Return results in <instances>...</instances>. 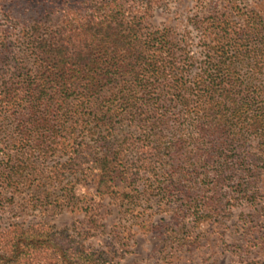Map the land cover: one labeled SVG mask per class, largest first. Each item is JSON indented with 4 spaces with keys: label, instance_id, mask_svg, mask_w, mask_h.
<instances>
[{
    "label": "trees",
    "instance_id": "1",
    "mask_svg": "<svg viewBox=\"0 0 264 264\" xmlns=\"http://www.w3.org/2000/svg\"><path fill=\"white\" fill-rule=\"evenodd\" d=\"M99 1L106 5L99 14L86 18L83 5L78 13L84 19L71 14L56 31L61 38L42 32L56 17L59 0H50L49 9L40 8L39 0H16L8 10L10 21L23 28H0V181L13 182L24 170L19 157L26 145L40 151L57 130H65L55 105L77 93L96 99L117 85L119 93H128L119 104L121 116L133 119L141 135L155 138L142 146V154L154 157L152 145L171 143L166 164L150 157L143 162L157 179L150 185L178 189L198 174L189 181L214 188L233 182L244 192L258 188L264 174V19L230 0H200L206 12L196 22L202 43L197 60L184 38L177 40L169 30L142 33L148 11L137 17L122 0ZM28 53L34 61L25 74L18 54ZM83 143L75 148H86ZM111 146H103L104 154L82 151L93 163L109 166ZM74 163L70 158L61 171L70 172ZM103 178L112 181L110 171ZM58 238L47 222L0 228V264H110L94 259L75 239L63 246Z\"/></svg>",
    "mask_w": 264,
    "mask_h": 264
},
{
    "label": "rangeland",
    "instance_id": "2",
    "mask_svg": "<svg viewBox=\"0 0 264 264\" xmlns=\"http://www.w3.org/2000/svg\"><path fill=\"white\" fill-rule=\"evenodd\" d=\"M39 1L40 8L49 9L50 0ZM135 1L122 3L137 17L148 11L141 21L142 33L169 30L177 40L184 38L183 43L201 59L196 22L206 11L200 0H156L150 6L145 0ZM230 1L264 19V0ZM16 4V0H0L1 29L17 28L19 32L23 28L9 19L8 10ZM81 5L87 8V18L101 13L104 2L59 0L56 17L42 32L61 38L56 31L65 28L64 21L71 20V14L78 15L76 20L84 19L78 13ZM18 58L23 59V73L29 74L34 58L29 53L18 54ZM110 88L96 99L77 93L65 104L55 105L65 130H57L56 139L46 140L40 151L30 152L26 145L25 155L19 157L24 170L13 182L0 181V228L47 222L58 231V244L70 246L75 239L94 259L110 264H264V174L254 192H244L233 182L214 188L189 181L198 174L184 179V188L150 185L156 177L143 168L150 156L142 154V146L155 138L141 135L143 129L133 119L121 116L119 104L127 90L119 93L117 85ZM80 141L86 148H75ZM3 142L0 139V159ZM107 144H112L114 152L109 155V166L93 163L90 153L82 151L90 148L104 154ZM170 144L164 140L152 145V161L166 164ZM70 158L75 165L70 172L61 171ZM109 171L112 181L103 178ZM159 174L164 182V171ZM199 211L200 215L205 212L204 217Z\"/></svg>",
    "mask_w": 264,
    "mask_h": 264
}]
</instances>
